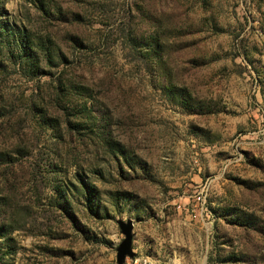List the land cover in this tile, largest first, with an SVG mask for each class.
Listing matches in <instances>:
<instances>
[{
	"label": "rangeland",
	"instance_id": "rangeland-1",
	"mask_svg": "<svg viewBox=\"0 0 264 264\" xmlns=\"http://www.w3.org/2000/svg\"><path fill=\"white\" fill-rule=\"evenodd\" d=\"M264 264V0H0V264Z\"/></svg>",
	"mask_w": 264,
	"mask_h": 264
},
{
	"label": "water",
	"instance_id": "water-1",
	"mask_svg": "<svg viewBox=\"0 0 264 264\" xmlns=\"http://www.w3.org/2000/svg\"><path fill=\"white\" fill-rule=\"evenodd\" d=\"M118 225L120 231L124 236L116 248V258L118 264H121L126 256L133 257L135 254L132 250L133 239H134L133 222L130 219L126 221L119 220Z\"/></svg>",
	"mask_w": 264,
	"mask_h": 264
},
{
	"label": "built area",
	"instance_id": "built-area-1",
	"mask_svg": "<svg viewBox=\"0 0 264 264\" xmlns=\"http://www.w3.org/2000/svg\"><path fill=\"white\" fill-rule=\"evenodd\" d=\"M121 264H147V263L144 259H141L140 257L134 254L133 257L126 256Z\"/></svg>",
	"mask_w": 264,
	"mask_h": 264
}]
</instances>
